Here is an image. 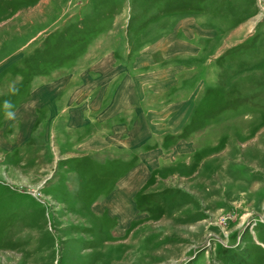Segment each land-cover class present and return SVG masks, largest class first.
<instances>
[{
  "label": "rangeland",
  "instance_id": "rangeland-1",
  "mask_svg": "<svg viewBox=\"0 0 264 264\" xmlns=\"http://www.w3.org/2000/svg\"><path fill=\"white\" fill-rule=\"evenodd\" d=\"M122 84L145 146L66 135ZM0 264H264V0H0Z\"/></svg>",
  "mask_w": 264,
  "mask_h": 264
},
{
  "label": "crops",
  "instance_id": "crops-1",
  "mask_svg": "<svg viewBox=\"0 0 264 264\" xmlns=\"http://www.w3.org/2000/svg\"><path fill=\"white\" fill-rule=\"evenodd\" d=\"M96 78H98L97 81ZM102 80H105L104 74L94 77V82H96L94 87L99 89L104 86L105 82L108 83V80ZM127 85L122 84L119 93L115 96L114 93L108 94V92L103 95L102 91L99 90H95L94 94L90 95L83 94L85 90H82L81 95H70L67 100L68 104L64 109L65 112L67 110L70 112L71 122L69 121L68 126L65 128L74 129L75 132L64 130L66 135L69 137L75 136L76 141H81V144L85 145L87 147L86 150L90 152H110L114 155V151H126L132 144L145 146L148 143L146 138L150 129L146 130L145 127L142 129L140 127L139 130L133 129V131L135 130V133H133L132 121H143L142 125L145 126L148 119L157 118V116H153L152 112L148 111L146 104L140 101V96L130 98L125 95L126 92L124 91L128 87ZM55 94L54 90L49 92L48 97L51 99L46 104L55 103V99L58 97ZM75 114L77 117L74 118ZM74 119L76 120L75 122ZM106 160H109L114 167H122L124 162L121 161L122 163L118 164L113 161L114 158L110 157ZM129 170L130 166L122 173V176L130 175Z\"/></svg>",
  "mask_w": 264,
  "mask_h": 264
},
{
  "label": "clouds",
  "instance_id": "clouds-1",
  "mask_svg": "<svg viewBox=\"0 0 264 264\" xmlns=\"http://www.w3.org/2000/svg\"><path fill=\"white\" fill-rule=\"evenodd\" d=\"M9 106H10V105H8L7 102H6V107H9ZM13 115H14V114H13L11 111H9V112L7 113V116L10 117V118L13 117Z\"/></svg>",
  "mask_w": 264,
  "mask_h": 264
}]
</instances>
